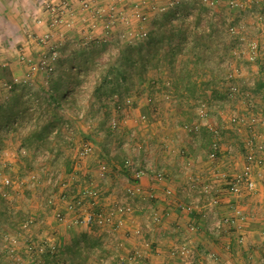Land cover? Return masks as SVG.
Wrapping results in <instances>:
<instances>
[{"label":"crops","instance_id":"crops-1","mask_svg":"<svg viewBox=\"0 0 264 264\" xmlns=\"http://www.w3.org/2000/svg\"><path fill=\"white\" fill-rule=\"evenodd\" d=\"M48 1L54 3L57 7H60L59 5L62 3L61 0ZM203 1L192 0L190 2V9H194L195 6L201 4L206 10L205 15H202L200 20H195L196 18L193 20V15L189 16L190 30L193 32L205 31L209 33V31L217 27L219 29L216 30L223 37L228 22L234 21L235 23L244 19V16L241 17L239 15H236L232 20L229 18V8L226 5L228 0H213L216 4L213 13ZM46 2L47 0H0V67H6L10 72L11 77L7 79L10 82L7 84L8 88H11L13 84L16 85L26 81L23 67L19 62L20 55L23 54L28 57L33 54L35 56L37 51L41 49L33 41L28 40L27 37L30 33L43 34L47 32L46 22L51 19V14L46 12L42 6V3ZM103 2L108 3V0H102L100 3ZM173 2L175 0H159L157 3L166 12L173 5ZM250 2L252 6L248 5L246 7H251L252 10L264 17V0H250ZM218 4H220L219 8ZM98 5L100 4L94 3L93 7L96 9ZM195 13L197 15L198 11H195ZM218 13H220L219 17L223 19V22L219 24L217 23ZM159 15L160 13L157 12L150 14V22L146 25L149 35L154 30V18ZM37 19H41L43 23L36 24L37 21L39 22ZM244 21L250 27L254 19L248 16V19H244ZM220 25L221 27H219ZM89 27L92 28L91 25ZM98 30L99 28H97L96 32ZM251 30L253 32L250 35H255L254 29L251 28ZM90 33L92 34L93 32L91 31ZM263 38L260 39L262 44H264ZM188 39H190L189 35ZM52 41L54 43L57 42V44L60 42L57 38H53ZM69 41V39H64L59 43L61 47L65 45L70 47L65 54L66 59L72 58L71 52L73 49ZM173 42L172 39L165 36L163 40L156 43V47L162 52L163 57L166 49ZM229 43L230 40L227 37L220 44L222 47H226L227 50V44ZM161 68L167 78L170 74L167 65L162 64ZM223 68L221 75L224 79L225 69ZM253 68L255 70L250 76H246L243 72L242 77L244 75L246 77H241L239 82L245 85L250 81H254L256 84L254 91L256 103L264 105V92L261 90L264 58L261 64L254 65ZM88 73H90L89 70H80L77 76L79 75L78 77H80ZM202 74L203 78L206 79L209 77L210 72L204 69ZM67 75H70L68 79L66 78ZM60 78L63 84L60 93L62 98L56 101L57 104L63 108L79 107L75 97L79 94L82 86L76 82V76L71 74L68 68H63L60 69L58 79ZM4 81L0 80L1 102L5 101V99L10 100L11 96L10 91L8 96L4 93L5 88H2L5 85ZM222 84L220 83V85ZM28 85L32 91L49 90V84L29 83ZM210 91L206 90L208 94L206 100L210 103L208 104L210 113L205 120V124L220 131L232 130L227 124L225 125L226 120L233 112L245 115L242 112L244 109L238 110L237 105H235L236 101H229L228 99L227 102H221L212 99L209 95ZM138 93L139 97L136 99L133 111H131L132 118L127 121V125L129 129L136 132V140L142 142L143 149L141 153H131L128 149L121 146L122 148L116 152L118 158L114 162L111 159H104L103 156H100V152H96L95 156L89 160L88 168H95L99 159L109 163V169L113 174L112 179L98 184L103 205L106 202L109 204L116 197L118 199L125 198V187L127 185L122 177V172L119 170V163L126 156L140 162V165L145 164L144 162L147 161L154 170L164 171L165 179L163 181H153L150 175L142 177L143 195L133 204V212L126 216L124 225L112 238L107 235L106 229H99L100 231L97 234L83 226H71L69 221L71 213L67 210L65 204H60L58 208L59 211L65 214L66 221L63 224H58L53 218L52 211L48 214L34 210L29 211L22 204L26 205L31 199L27 200L23 199L22 196H18L16 198V208L23 211L21 214L24 218L33 222L25 230H22V222L16 224V229L13 227L8 229L6 227L0 230V264H15L12 259L6 257V254L2 252L1 239L3 234H15L22 239L27 237L32 241L29 244L33 247V253L28 252L23 240L17 248L16 255L21 259V264H34L36 262L39 257L37 253L38 242L43 237H47L55 243L59 253L56 259H51L48 256L41 257L43 260L42 264H119L120 257L130 250L144 252L146 264H186L185 261L173 258L170 254L172 246L184 239H188V242L196 246L200 251L206 250L218 254L220 260L217 264H249L248 255H251L254 261L259 258L264 251L262 247L263 238L261 236V232L264 231V171L254 170L253 177L257 184V190L250 195H243L239 198L227 196V188L224 182L217 181L221 207L215 210L213 216L207 214V200L195 185L197 181L201 183L215 181V175L220 172H229L231 176L239 174L244 165L245 138L252 137L253 134L248 131L246 133L243 129L241 135L233 134L234 137L230 139L229 136L231 135L228 132H223L220 139L223 152L221 161L212 164L206 156L212 139L208 128L204 126L199 135L186 133L181 127L179 128L182 124L192 123L196 120L197 107L194 108L193 100L183 96L174 97L173 93L168 96L159 90L148 94L138 89ZM69 97H73L74 100H70ZM149 97H151L150 103L147 101ZM39 98L41 99L42 97L40 96ZM254 113L261 119V124H264V115H259L256 110ZM141 115L147 117L148 121L146 124L139 122L138 118ZM259 131L261 132L260 137L264 140L263 125L259 128ZM121 138L124 140L125 136L119 139L122 140ZM229 147L230 150L228 149ZM167 189L173 192L172 198L168 200L164 197V192ZM150 191L156 197L151 203L145 198V194ZM27 196L29 197L30 194H27ZM31 198H33V194H31ZM178 204L194 205V213L187 215L181 212L177 208ZM150 206L162 217L161 223L158 225H153L149 221ZM28 207L31 208V206ZM230 208L240 209L246 217L243 229L241 231L236 230L233 226L234 224L225 226L221 236L216 238L209 231L214 217L223 218L231 215ZM190 222L196 223L198 226L197 232H185V227ZM137 229L141 230V236L139 237L133 234V231ZM241 235L245 239L242 246L237 243V238ZM201 258L203 257L199 256L198 258L201 264H211L206 262V260H201Z\"/></svg>","mask_w":264,"mask_h":264},{"label":"built area","instance_id":"built-area-1","mask_svg":"<svg viewBox=\"0 0 264 264\" xmlns=\"http://www.w3.org/2000/svg\"><path fill=\"white\" fill-rule=\"evenodd\" d=\"M90 0H80V5L84 11H93ZM206 6L213 13L215 10V2L213 0H204ZM63 9L66 13L69 12V3L62 2ZM227 7L229 9L235 10V13L241 16L248 14L254 19L253 24L248 27L246 22L240 20L238 22L230 21L228 22L225 32L231 37H238V44L235 48L230 49L229 52L230 59L242 60L251 65L261 64L264 58V50L260 42V36L264 34V17L252 10L251 7L244 3H239L235 0H228ZM250 6V5H249ZM161 8L160 11H163ZM96 13V12H95ZM94 13V14H95ZM133 14L138 19V21L143 24L147 21V16L141 14L139 11L134 10ZM110 27L109 25L106 26ZM255 30V35H248L247 30ZM148 35V31L143 27L138 29V32L128 31L119 34V38L130 37L138 41L145 40ZM46 38L36 40L32 35H29L30 41L35 44L41 45V43H46ZM135 42V41H134ZM59 54L55 50H51L46 59L41 60L38 64L33 65L28 60L26 61L29 65L30 73H36L39 70L44 71L46 74L51 75L54 72V64L58 58ZM21 61H25L24 56H21ZM236 62V61H235ZM234 61H225L223 64V69H225V85L228 88V97L232 101L244 100L246 109H252L254 106V98L251 94V90L256 88L254 81H250L245 85H240L236 80H240L243 75V69L241 64L235 63ZM262 87L261 90L264 92V71L261 75ZM246 91V92H245ZM113 102L117 101V97L114 96ZM133 106V98L128 97L124 100L123 106L120 108L122 112L131 109ZM119 109V108H118ZM210 113V107L203 104L196 108V120L192 123L183 124L182 128L189 134L199 135L202 128L205 126L210 132H216L212 126L205 124V120L208 118ZM255 113L240 115L238 112H233L227 119V125L238 133L242 134L245 127L256 128L262 121L258 115ZM81 117V116H80ZM129 116L125 115L122 119L120 116H115L111 119L109 124V130L111 136L115 134H122L125 136V140L122 143V147L128 149L131 153L140 154L143 149L142 142L136 140V132L132 129L126 128V122L129 120ZM139 122L142 124L147 123V119L144 115L138 118ZM125 124V125H124ZM16 125V124H15ZM257 133V132H256ZM57 131L51 133L55 136ZM258 139V140H256ZM246 152L244 153V165L242 171L231 176L229 172H220L215 175V181L201 183L199 181L195 182V185L199 189L200 193L203 194L207 200L206 208L207 214L213 216L215 210L221 207V199L219 193V186L217 181L224 182L226 186V194L231 198H239L243 195H250L257 190V184L254 180V170L264 171V140L260 137V134L253 135L250 138L245 139ZM257 143V144H256ZM210 152L206 154L207 159L216 164V153L222 152V145L218 141H214L209 145ZM230 150V147L228 148ZM76 155L72 161V173L71 178L76 179L71 184L63 183L56 176L51 175L47 184L59 189V196L56 197L52 195L46 200V205L53 212L54 220L58 224L65 223V214L59 211L57 206L58 203L65 204L67 210L71 213L70 224L71 226H83L91 230L94 228L106 229L107 235L109 237H114L117 231L124 225L125 218L127 215L133 212V204L136 200L143 195V187L141 184V179L145 175H150L153 181H163L165 179V173L162 170H154L150 163L145 161V164L140 165V162L135 159L126 156L123 158V165L126 170L130 173V176L125 175L122 172V177L127 185L125 187V198L116 199L111 201L108 206L103 205L102 197L100 196V190L98 189V184L101 182L110 181L113 177L111 170L109 169L108 163L102 159H99L95 165V168H86L88 160L95 156L97 148L95 145L89 141H83L76 150ZM20 155L24 156L27 154V150L24 148L19 149ZM116 155V152L113 153ZM7 155V154H6ZM0 151V190L2 198L4 199L7 209L17 212L16 208V198L20 196L22 189L26 190L30 188L29 182L32 185L35 182V176H30L29 179L24 180H14L10 175L9 171L12 170L14 163L13 157H6ZM79 173L80 178L75 176ZM36 183V182H35ZM74 189V190H73ZM173 192L169 189L165 190L164 197L166 200L171 199ZM151 203L156 197L152 191L145 194V198ZM104 206H107L104 208ZM177 208L187 214L192 215L195 210V206L192 204H178ZM149 221L153 225H158L161 223L162 217L154 211L153 207L149 208ZM232 214L225 216L223 218H216L212 222L209 231L218 238L222 234V230L225 226H233L236 230L241 231L243 229V224L246 217L242 211L238 208H230ZM32 220L26 221L22 226L23 229H27L31 224ZM108 228V229H107ZM198 231V226L196 223L190 222L185 227L186 233H195ZM133 234L137 237L141 236V230L133 231ZM263 238L262 247L264 250V231L261 232ZM244 236L241 235L237 238L238 245L242 246L244 244ZM21 242L19 235H2V252L12 259L15 264H21V259L16 255L17 248ZM32 241L29 239L25 240L27 245V250L33 253V247L29 244ZM37 253L39 257L34 264H42L43 260L41 256L47 254L52 257L59 253V250L55 243L46 238H41L37 246ZM171 257L179 258L185 261L186 264H201L198 261L199 256H202L201 260H206V262L211 264H217L220 260L218 254L211 251H200L196 246L191 245L188 239H184L181 242L174 244L170 250ZM17 256V257H16ZM249 264H264V251L260 254L259 258L254 261L251 255L247 256ZM119 264H146V255L144 252L139 250H130L124 256L120 257Z\"/></svg>","mask_w":264,"mask_h":264},{"label":"rangeland","instance_id":"rangeland-1","mask_svg":"<svg viewBox=\"0 0 264 264\" xmlns=\"http://www.w3.org/2000/svg\"><path fill=\"white\" fill-rule=\"evenodd\" d=\"M79 1L80 0H61V2L69 3V12L67 13L65 9L62 8V3L59 5L60 7H57L56 5H54V3H50V1L48 0L46 3H42L44 10L51 14V19L46 22L48 30L43 34L30 33L28 34L27 39L29 40V35H32L36 40H40L45 36H48V38H46V43H41V45L37 44V47L41 49L37 51L35 56L31 54L27 57L21 54L19 57V62L23 67V73L25 74V82H27L28 84L42 83L48 85L49 75L40 70L36 73L31 74L29 71V65L26 62L27 60L33 65H36L41 60L46 59L51 50L57 51L60 55L59 50L60 48L64 47H61L59 43L64 39L70 40V45L74 50H81L83 48L91 49L94 43H101V45H104V47H101L103 51L99 56V60L95 62L92 68H90V73L83 74L80 77H78L79 75H76V82H78V85L82 86L79 94H77V96L75 97L79 107L75 106L73 108H63L60 107L57 102H55L52 104V106L48 107L42 105V107L40 108L39 103L43 102L42 98L34 99L30 93L24 94L25 97L23 98V100H25V102L29 100L27 107L30 113L40 112L43 118L47 116L49 118L56 119L58 122V126L50 129L49 131H45L42 134V139L48 142V146H45L44 148L29 150L28 147L23 145L24 137L28 136V134L35 130L34 123H26V125L20 127L19 130L5 134L3 137V142L0 145V151L3 153V155L7 154L6 157H13V159L15 160L13 166L11 167L12 170L8 172L9 175L14 180H26L29 179L30 176H35L36 183L34 182L33 186H31L32 182H29L30 188H27L26 190L22 189V192L20 194L23 199H31L32 202L28 201V205L22 204V206L24 208L27 207L29 211H40V213L45 214H48L51 211V209L46 205V199L50 195H55L56 199V197L59 196L60 192L57 187L53 188L52 186L47 184V181L49 180L51 175L56 176V178H59L61 181H63V183L66 184H71L74 180H77V178L72 179L70 174L72 173V161L75 158L77 152L76 150L83 141H91L97 148V152H100V156L106 155L105 148H108V151H106L108 152L106 158H110L114 162L117 160L118 155H115L113 153L122 148L121 146L125 138L124 140L122 139L123 141L120 140L119 142L115 136H111L109 124L111 119L115 116H120L123 119L125 115H128L130 119L132 118L131 111H133L136 99L139 97L137 84L133 83L132 90L122 99L125 100L128 97L133 98V106L131 107V109L125 110L124 112H118L117 110H115L114 103H112L114 99L112 98L110 100L111 104L109 103L111 108L110 115L108 117L105 116L106 108L104 106H101L102 102H105V98L100 93H96L94 89L96 83L100 78L102 70H104V66L106 67L109 62L116 63L117 61H119L121 52L130 43L138 42V40L131 39L130 37H123L120 39L119 34H123L128 31L138 32V29L140 27H143L148 31V29H146V25L150 22V14H153L155 12L163 13V11H160V9L163 7L159 6L157 3L159 0H108V3H100L102 0H90L89 2L91 3L93 11H84ZM235 1L247 5L252 4L250 0ZM178 2H182V0H175L173 4L176 5ZM94 3H98L100 5H98V7L95 9L93 7ZM219 6L220 4H218V8ZM136 9L141 14L146 15L148 18L147 21H145L143 24H141L133 14V11ZM228 12L230 13L229 18L231 20L234 19L236 15L238 16V14H236L235 10L233 9H229ZM219 14L220 13H218V17ZM242 15L243 13L241 14V17ZM248 16V14H245L244 19H248ZM37 20H39V22L37 21L36 24H40V22L43 23L41 19ZM89 24L92 28L89 27ZM107 25H109L110 27L107 28ZM97 28H99V30L96 32ZM91 31L93 32L92 34L90 33ZM252 32L253 30L251 29L247 30L248 35H250V33ZM68 34L70 35L68 36ZM262 37H264V34L260 36V39H262ZM53 38H57V40L60 42L58 44L57 42L54 43L52 41ZM227 45L228 54L225 61H236L235 63L241 64L244 74L246 76H250L253 70H255L253 68L254 65L248 64L242 60L230 59L231 55L229 52L231 50L229 49H231L232 45L231 43ZM261 45L264 50V44L261 43ZM21 56H24L25 61H21ZM75 64L76 66L78 65V60L76 59ZM60 69L62 68H60V66L55 63L53 72L54 79H57L59 77ZM204 69L207 68L204 67ZM245 75L242 78H245ZM9 83L10 82L8 80H5V85L2 86V88H5L4 93L6 94V96H8L9 91L11 90V88H8L7 85ZM238 83H240L239 80ZM240 85L242 84L240 83ZM30 97L31 99H29ZM147 101L150 103L149 98H147ZM91 104H93L94 107ZM235 105H237L236 107L238 108V110L244 109L242 112H244L246 115L254 113L255 110L259 113V115H264V105H258V103H256V99L254 101L253 108L249 110H245L247 107L245 106L244 100H236ZM122 106L123 101L121 107ZM87 116L89 117L87 118ZM226 124L227 120L225 125ZM182 125L179 126V128H182ZM262 125L264 126V124H260L256 128L245 127L244 132L247 133L248 131L253 135L260 134L261 132L259 131V128ZM125 126L126 128H129L127 122ZM182 130L185 131L183 128ZM255 130H257L259 133ZM53 131H57V134L55 136L51 135ZM21 147L27 150V154L24 156L20 155L19 153V149ZM56 150L59 151L62 155L58 157V160L53 157V153ZM67 161L68 166L66 167ZM88 162L86 164V168L89 167ZM75 176L80 178L79 173H76ZM48 191H50L51 194ZM27 194H30V196L28 197ZM31 194H33V198H31ZM116 199H118V197H116L114 200ZM4 204L5 205H2L1 209L3 210V212L8 213L9 215L16 216L19 212H23L21 209H18L15 214H12L15 211L8 210L5 201ZM60 204L61 203H58L57 206L59 207ZM105 205L108 206V202H106ZM28 206H31V208ZM107 206H104V208ZM24 223L21 224V227L24 225ZM12 227L16 229L17 225L11 223L7 228L9 229ZM22 230L25 229H23L22 227ZM20 239L21 241L23 240L25 242V240L28 238L26 237L22 239L20 237ZM46 239L48 238L46 237ZM24 242L23 244H25Z\"/></svg>","mask_w":264,"mask_h":264},{"label":"trees","instance_id":"trees-1","mask_svg":"<svg viewBox=\"0 0 264 264\" xmlns=\"http://www.w3.org/2000/svg\"><path fill=\"white\" fill-rule=\"evenodd\" d=\"M191 1L192 0H182V2L176 4L177 6L173 4L167 11L165 10L166 12L163 11V13H160L159 16L154 18V30L150 35H147L145 40L130 43L121 52L119 61L116 63L109 62L106 67L104 66V70H102L94 91L100 93L105 98V102H102L101 106L106 108V117L110 115V100L114 98V96L117 97V101H112L115 110L118 112L121 111L122 101L124 102L122 99L132 90L133 83L137 84V88L140 89L141 92L148 94L159 90L161 93L168 96L173 93L174 97L179 98L183 96L187 99H191L194 101V108L203 104L207 106L210 104L206 100L208 95L206 90H211L209 95L212 99L227 102L229 99V92L221 75V70L225 62L224 58H226L228 54V49L226 50V47H222L220 43L228 37L232 49L237 46L238 37H231L226 32L222 37L216 30L219 29L217 27L209 31V33L205 31L193 32L190 30L191 24L188 21L189 16L193 15V20L195 18V20H200L202 15H205L206 12L205 7L201 4L195 6V10L193 8L190 9ZM195 11H198L197 15ZM222 22L223 19L218 17L217 23L219 24ZM219 27H221V25ZM188 35L190 39H188ZM165 36L169 37L174 42L172 45L168 46L165 56L163 57L162 52L157 49L156 43L163 40ZM101 47H104V45H101V43H94L89 50H87V48L81 50L73 49L71 52L72 58L66 59L65 54L70 47L65 45L64 48H60V55L56 63L62 69L68 68L71 74L76 76L80 70L88 71L94 66L103 51ZM75 59L78 60L77 66L75 64ZM162 64H166L170 71L167 78L162 71ZM204 67L210 72L209 77L206 79L203 78L202 74ZM10 77L8 68L0 67V80H7ZM69 77L70 75L66 76L67 79ZM48 83L49 90L45 91L42 89L38 92H32L27 82L16 85L13 84L11 86L10 100L0 101V145L3 142L5 134L19 130V128L25 126L26 123H34L35 130L24 137L23 145L28 147L29 150L48 146V142L42 139V134L58 126L57 120L47 116L43 118L40 112L30 113L27 107L29 100L26 102L23 100L25 97L24 94L30 93L34 99H39L40 96L42 97L43 102L39 103L40 108L42 105L48 107L52 106L53 103L62 98L60 93L63 84L61 78H53V73L49 75ZM220 83L223 84L220 85ZM254 91L255 89L251 90V94L255 99ZM150 98L151 97H149V99ZM29 99H31V97ZM71 99L74 100L73 97L70 98V100ZM229 101L232 100L229 99ZM215 131L216 132L209 131L212 136L210 144L214 141L221 143L220 139L223 132H228V134L231 135L229 136L230 139L234 137L233 134L239 136L238 133L232 130L220 131L216 129ZM114 136L116 138L118 137L117 140L119 142V138L123 137L122 134H115ZM106 151H108V148H105V154L107 155L108 152ZM208 152H210V148H208ZM222 154L223 152L216 153V161L221 160ZM106 155H103V157H105L104 159H110L106 158ZM60 156L62 155L57 150L53 153V157H55L56 160H58ZM67 166L68 161L66 163V167ZM119 170L124 172L125 175L130 176L128 170L124 168L123 160L119 163ZM48 192L50 193V191ZM51 196L52 195L49 197ZM2 205L4 206L5 204L0 190V230L8 227L11 223L18 224L22 222L23 224L28 221L20 212L16 216L3 212L1 209ZM90 231L98 234L100 230L99 228H94ZM43 256L48 255L43 254L41 257ZM57 257L58 254L50 258L56 259Z\"/></svg>","mask_w":264,"mask_h":264}]
</instances>
